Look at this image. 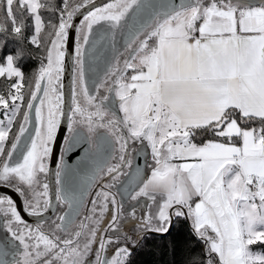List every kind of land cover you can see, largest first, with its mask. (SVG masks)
<instances>
[{
    "label": "snow or ice",
    "instance_id": "1",
    "mask_svg": "<svg viewBox=\"0 0 264 264\" xmlns=\"http://www.w3.org/2000/svg\"><path fill=\"white\" fill-rule=\"evenodd\" d=\"M82 9L65 111V46ZM26 28L43 63L26 78L18 56L0 62V187L29 216L53 205L57 214L45 232L0 195V264H128L126 245L106 255L123 221L163 234L181 216L204 242L205 264H264L250 248L264 244V0H0V33L23 43ZM62 120L67 150L70 139L88 149L72 167L61 155L53 191L48 162ZM201 130L215 138L193 142ZM90 164V190L75 197L69 185ZM142 199L149 211L138 218Z\"/></svg>",
    "mask_w": 264,
    "mask_h": 264
},
{
    "label": "water",
    "instance_id": "2",
    "mask_svg": "<svg viewBox=\"0 0 264 264\" xmlns=\"http://www.w3.org/2000/svg\"><path fill=\"white\" fill-rule=\"evenodd\" d=\"M94 2L96 5L102 6L103 4L110 2V0H94ZM253 2H255V0H253ZM81 11H82L81 13L76 14L74 17L73 27L69 29V40H68L67 45L65 46L66 56H65V63H64V73H63V92H64V99H65V105H64L65 111H68L70 107L69 105L70 85H71V77H72V72H73V56H74V51H75V37H76L75 27L80 23L81 19L83 18V9ZM96 27L100 28V27H106V26L97 25ZM35 61H36V68L34 72H38L40 68L42 67V63H43L42 55L38 57ZM95 82H96L95 77L92 76L91 73H89L88 87L90 91L91 90L94 91ZM29 127L31 128L33 127V125H29ZM80 130L83 131V129H80ZM80 130L77 129L76 131L79 132ZM29 134H31V129L29 131ZM196 136L193 137V141H195ZM68 137H69V133H68V127H67V120H62L56 131L55 140L53 141L51 145L52 147L51 158L49 159V162H48V166L50 169L49 176H48V182L50 183L53 191L55 189L54 173L56 171V165L59 162L61 155L63 154V158L65 160L66 165H68L69 167H72L76 164L78 159L83 156V153L88 149V145L84 143L83 141L71 140L69 138L72 150L70 151L67 150L65 146V140ZM136 147L139 148L141 146L137 145ZM146 151L148 152V156L146 158L147 163L151 164L150 150L146 149ZM109 155L110 153L108 149H106L105 152L99 158L97 163L100 165H103V163L108 159ZM17 160H18V156L14 157L12 163H16ZM135 163L140 164V165H143V163H145V158L143 156V153H141V155L137 157ZM96 167H97L96 164H90L87 167L82 168L80 171V174L71 181L69 187H70L72 194L75 197H78V198L84 197L85 193L90 190L89 185L92 183V180L94 176L96 175ZM148 174H150L148 170H145V175H148ZM93 191H95V189H93ZM0 195L12 198V200L16 204L17 211L20 213L22 219H24L26 223L35 227L37 223H40L42 221L43 222L42 230L45 232H47L49 228L52 226V222L55 219L56 214H57L55 205H53L52 210L44 213L42 217H33L27 214V212L25 211L21 196H19L13 188L0 187ZM148 203L149 202L147 200H144V199L141 200L140 204L137 207V217L138 218L140 216H143L146 212L149 211L148 207L146 206ZM89 206H90V198H89ZM126 209H127V205H126ZM151 210L155 212V206H153ZM86 212H87V207L82 211L81 216L76 218L77 223L83 218V214ZM110 216H111L110 211L105 214V218H104V221L102 222L101 228L107 226V223L110 220ZM179 221L183 222L187 226V229L189 230L191 235L200 243L201 252H202L204 263H205L207 260V255L205 252L204 242L195 233L193 226H192V222L184 216L173 217L170 224L168 225V231L163 234L157 233V232H144L142 229L137 228L135 221L125 220L122 222L121 233L119 234L120 245L113 244L109 246L106 255L111 257L116 247L126 245L132 253L131 255V258H132L141 248L144 247L145 242L148 239L162 238V237L168 236L173 230L174 225ZM0 223H2V219H0ZM75 228H76V224H73L72 227L68 229V235H71V233L75 230ZM58 232L60 235H65V233L60 232L59 230ZM2 235L3 233L0 232V236ZM106 235H112V233H107ZM125 237H127V239H125ZM96 247H98V244L93 245L94 250ZM91 258L92 257H90V259Z\"/></svg>",
    "mask_w": 264,
    "mask_h": 264
},
{
    "label": "trees",
    "instance_id": "3",
    "mask_svg": "<svg viewBox=\"0 0 264 264\" xmlns=\"http://www.w3.org/2000/svg\"><path fill=\"white\" fill-rule=\"evenodd\" d=\"M41 2L47 6V0H41ZM56 4H59V0H56ZM42 16L46 22L50 19L55 20V15L46 10H42ZM30 35V29L26 28L24 42L20 43L4 33H0V41H3V46L0 47V62L8 56H18L15 68L26 78L34 73L35 60L42 55L41 51L27 43ZM3 90L4 86L0 84V91ZM251 126L256 127L258 123H253ZM244 127H248V125H244ZM255 245L256 248L264 252V244ZM195 260L200 264H205L201 245L191 235L187 226L179 221L168 236L148 239L144 247L131 258L129 264H194Z\"/></svg>",
    "mask_w": 264,
    "mask_h": 264
},
{
    "label": "crops",
    "instance_id": "4",
    "mask_svg": "<svg viewBox=\"0 0 264 264\" xmlns=\"http://www.w3.org/2000/svg\"><path fill=\"white\" fill-rule=\"evenodd\" d=\"M257 127V126H256ZM202 131V130H201ZM201 131L198 133V135L196 136L195 143H203L206 140L209 139H214L215 137L212 135V133L210 134L209 132H206L205 134H202Z\"/></svg>",
    "mask_w": 264,
    "mask_h": 264
},
{
    "label": "rangeland",
    "instance_id": "5",
    "mask_svg": "<svg viewBox=\"0 0 264 264\" xmlns=\"http://www.w3.org/2000/svg\"><path fill=\"white\" fill-rule=\"evenodd\" d=\"M63 4V0H59V4L57 5L58 7L59 6H61ZM53 15H55L56 16V14H53ZM17 69V68H16ZM18 70V69H17ZM19 71V70H18ZM0 118H2V117H0ZM258 127V126H257ZM250 248L252 249V251L254 252V253H258V254H264V252L263 251H261V250H259L258 248H256V245L254 244V245H251L250 246Z\"/></svg>",
    "mask_w": 264,
    "mask_h": 264
},
{
    "label": "flooded vegetation",
    "instance_id": "6",
    "mask_svg": "<svg viewBox=\"0 0 264 264\" xmlns=\"http://www.w3.org/2000/svg\"><path fill=\"white\" fill-rule=\"evenodd\" d=\"M201 133H202V134H205L206 132H204V131H201ZM206 134H207V133H206Z\"/></svg>",
    "mask_w": 264,
    "mask_h": 264
}]
</instances>
